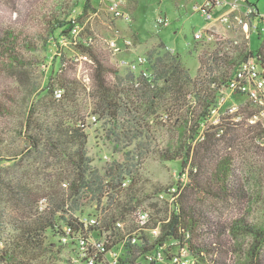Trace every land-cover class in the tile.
<instances>
[{"label": "trees", "instance_id": "1", "mask_svg": "<svg viewBox=\"0 0 264 264\" xmlns=\"http://www.w3.org/2000/svg\"><path fill=\"white\" fill-rule=\"evenodd\" d=\"M90 8L95 11L90 0H85L79 17L90 13ZM256 16H252V21ZM72 19L54 17L50 34L58 30L59 36L76 40L71 34ZM259 19L263 22L262 17ZM76 21L80 25L78 19ZM255 24L258 29V24ZM251 30L254 29H249L248 33ZM218 40L212 43L220 46ZM34 47L31 39L25 38L20 44L15 31L0 28V70L12 72L13 69H24L28 60L23 51H31ZM81 47L94 62L92 80L97 96L94 103L96 112L112 118L122 113L131 114L128 122L133 127L131 134L124 132V127H119L118 132L111 131L116 141L111 142L112 147L122 153L123 160L113 159L106 162L105 166L92 164L87 154L85 132L91 122L85 121L84 117L79 118L78 109L71 110V116L74 117L71 120L64 121L62 117L48 120L35 116L32 102L28 104L23 130L20 132L25 146L13 157L0 152V264H62L59 250H53L59 228L71 222L79 209L85 218L91 215L90 212H84L80 203L83 193H102L106 186L109 191L125 175L130 177L132 183L123 192L125 207L116 209L111 215V220H115L125 219V214L140 205L143 199L167 190L146 186L143 176H138L135 158L137 156L143 162L144 143L139 142L133 147L132 140L139 136V129L143 126L136 118H132V102H124L125 106L120 103L123 95L121 82L124 78L118 76L116 69L108 68L99 53L84 44ZM231 49L230 52L222 53L216 47L212 53L203 52L194 78L189 77L178 58L166 51L164 46L163 51H157L155 59L152 52L146 56L147 62L152 63L156 77L146 72L140 77H135L132 72L127 73V80L132 81L133 90H142L144 93L145 85H148L147 106L154 108L166 98L168 101L174 99L175 102L184 99L183 90L188 86L192 90L190 97L199 107L198 111L190 110L193 111L192 126L187 123V117L184 116L183 120L179 118L175 128L179 142L172 148L167 146L158 152L164 161L179 159L178 176L186 174L181 184H176V190L180 192L174 195L170 222L164 223L163 218H157L163 223L158 243L162 244L171 238L175 247L187 249L192 264H264V224L258 226L247 217H217L205 206L218 203L225 208L238 210L239 205L250 202L252 192L249 180L242 171V165L249 163L244 154L248 151L247 144H254L255 140L264 136V128L259 123L244 125L234 122L230 115L223 117L217 126H206L211 106L242 61L254 57L264 70V49L254 52L249 42L246 46ZM202 70H205L203 75ZM108 73L119 82L111 81ZM78 86L77 80H68L63 86L64 95L59 100L68 94L74 102ZM46 89L49 94L52 92L50 86ZM33 92L30 96H33ZM136 95L138 97V93ZM9 109L10 106L0 100V114L7 113ZM239 126L242 127L239 129ZM199 130L204 131L202 142L195 144L193 140ZM122 137L127 142H122ZM0 141H3L1 134ZM216 141L223 142L224 146L219 147ZM13 152L9 150V153ZM9 168L11 170L7 173L5 169ZM105 180L108 184H104ZM64 182H67V187L62 186ZM42 197L47 199V206L39 211L38 201ZM111 199L114 200V197L111 196ZM67 214L70 217L67 218ZM103 221L101 228L110 227L117 233L119 228ZM101 228L89 226L88 230L97 234ZM111 241L112 245L119 246L116 245L118 239L112 238ZM146 248L141 246L138 252L135 250L133 254H124L117 264H145L138 261L137 256Z\"/></svg>", "mask_w": 264, "mask_h": 264}, {"label": "rangeland", "instance_id": "2", "mask_svg": "<svg viewBox=\"0 0 264 264\" xmlns=\"http://www.w3.org/2000/svg\"><path fill=\"white\" fill-rule=\"evenodd\" d=\"M122 1L121 9L128 18L111 17L103 0H90L95 11L90 8L88 11L90 13L82 17L79 15L85 0H0V28L15 31L19 35L20 44L27 38V40L31 39L35 46L31 51H23L28 60L24 69H13L12 72L0 70V100L11 108L7 113L0 114V134L3 136V141H0V152L8 154L4 156L13 157L25 146L20 132L23 130L22 123L26 118L28 104L32 102L35 116L48 120L55 117H62L64 121L71 120L74 118L71 116L73 109H78V117H84L85 121L95 114L98 121L95 124L91 123L85 131L87 154L93 160V164L100 163L102 154L118 160L123 157L118 149L112 147L111 142L116 141L111 131L118 132L119 127H124V132L131 134L133 127L128 124L131 114L122 113L112 118L107 114L100 115L98 111L96 112L94 103L97 96L92 80L94 62L88 53L82 51L81 46L84 44L93 52L99 53L106 66L116 69L119 72L118 76L124 78L121 82L123 95L120 103L123 105L124 102H132V118H136L143 126L139 129V136L132 140V144L134 147L139 142L144 143L141 174L146 180V186L153 185L151 188L165 189L177 184L180 179L179 159L164 161L159 157L158 152L167 146L172 148L176 142H179L175 130L178 120H183L185 116L189 126H192L193 111L190 110H199L196 102L190 97L192 90L187 86L183 90L184 99L180 98L175 102L174 99L168 101L166 98L167 101H160L152 108L147 106L149 105L148 85H145L144 93L142 90H133L132 81L127 80V73L131 71L121 62L131 60L138 55L148 56L149 52H152L155 59L158 55L157 51H163L164 46L166 51L178 58L189 77L194 78L198 72L199 60L205 51L212 53L217 47L222 53L230 52L233 50L231 48L246 46L248 42L254 52L256 49H264V21L262 22L258 15L254 17L258 29L251 30L250 33L248 26L229 28L218 20L230 10L231 4L235 1L239 11L252 6L257 9L259 15L264 16V0H225L223 4L212 9L210 20H205L201 12L193 9L196 2L203 0ZM54 17L77 18L81 25L80 36L72 41L69 37L68 44L61 45L62 37L59 36L58 30L53 34L49 32ZM159 18H162L163 22L159 23ZM207 28L218 34V42L222 48L215 43L201 44L193 40V33ZM89 36L93 38V42L88 41ZM258 69L260 70L261 66H258ZM145 72L154 76V69L149 61L132 73L135 77H140ZM204 72L205 70L201 71L202 75ZM108 77L111 81L119 82L110 73ZM154 77L153 81H155ZM68 80H77L79 83L76 100L71 101L72 98L68 94L62 100H57L53 94L54 90L63 89ZM48 86L52 90L50 94L46 89ZM66 87L68 88L69 84ZM32 91L35 92L30 96ZM232 101L240 103L243 117L240 122L244 125L249 124L246 118L257 109L247 102L245 95L232 96L228 104ZM165 114L166 117H163ZM257 123L264 128V120ZM241 127L239 126V129ZM203 132L199 130L198 136L193 140L195 144L202 142ZM121 141L127 142V139L123 138ZM217 144L219 147L224 146L223 142ZM247 147L248 151H245L244 155L249 163L242 165V171L249 180L252 192L250 202L247 205H239L238 210L225 208L218 203H208L205 206L217 217H247L250 222L262 226L264 224V136L260 140H255L254 144H247ZM9 150L14 152L9 153ZM4 164L8 165L7 162ZM5 170L8 173L11 169ZM153 202L157 203L154 208H157L158 216L165 214L168 209L167 203L156 199ZM53 250L56 252V247Z\"/></svg>", "mask_w": 264, "mask_h": 264}, {"label": "built area", "instance_id": "3", "mask_svg": "<svg viewBox=\"0 0 264 264\" xmlns=\"http://www.w3.org/2000/svg\"><path fill=\"white\" fill-rule=\"evenodd\" d=\"M103 1L106 2L105 7L111 17L128 18V15H125L121 9L123 5L122 0ZM224 2L225 0H203L196 2L193 5V9L201 12L205 20H210L212 18V9ZM253 15H259L256 8L248 6L246 10L239 11L237 1H235L231 4L230 10L219 17L218 20L229 28L248 26V29H256V24L252 21ZM259 16L264 21V16ZM76 20V18L72 19L71 34L73 37L78 38L81 26ZM158 22H163L162 18H159ZM218 38V34L210 28L193 33V40L195 42L212 43ZM88 39L89 42H93L91 36ZM68 42L69 39L67 37L60 39L61 45H67ZM146 62V56L138 55L131 60H124L121 63L125 64L131 72H135L140 65H144ZM258 66L260 64L256 58L250 57L236 67L227 84L221 89L215 103L211 106L209 116L205 121L206 126L221 124L222 118L226 115H230L234 122L242 120L240 103L232 101L231 104H228V100L236 95H245L247 102L257 109L246 118L249 124H256L258 121L264 120V70L262 68L259 70ZM53 94L59 100L63 97L64 90L56 88ZM163 117H166V115ZM89 121L96 123L97 116L92 114ZM112 160L111 157L102 154L100 156V163L96 166H105L106 162H111ZM120 160H123V157ZM135 161L137 162L138 176L142 177L141 166L143 162L137 156ZM185 176L186 174L181 175L180 180L177 182L178 185L181 184ZM131 183V178L125 175L124 179L117 185L111 186L109 191H107L108 187L106 186L102 193H83L80 203L85 210L84 212H90L91 215L89 218H85L79 209L75 214L76 218L73 216L74 219L71 222L62 224L61 228H59L54 247L59 250L58 255L61 258L62 264H117L120 257L124 254H133L135 250L138 252V248L141 246L147 248L137 256V260L143 261L145 264H192L187 249L175 247L174 241L171 238L162 244L158 243L163 223L158 221L157 218H163L164 223L170 222L173 213V202L175 200L174 195H178L180 192L176 190V184L167 187L165 193L152 194L143 199L140 205L133 207L131 211L125 214V219L111 220V215L116 209L125 207L123 192L125 189H128ZM104 184H108V181L105 180ZM62 186L67 187V182H64ZM111 196L114 197V200L111 199ZM154 199L167 203L168 209H166L165 214H159L158 216L156 212L157 208H154L157 206V203L153 202ZM46 206L47 199L45 197L39 199L38 210L43 211ZM66 217L70 216L67 214ZM103 219L110 223V226L119 228L117 233L111 230L110 227L101 228V223L104 222ZM89 226L101 229L97 234H93V232L88 230ZM112 238L118 239L116 245L119 246L112 245ZM66 260L67 262L65 263Z\"/></svg>", "mask_w": 264, "mask_h": 264}]
</instances>
